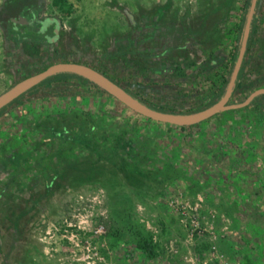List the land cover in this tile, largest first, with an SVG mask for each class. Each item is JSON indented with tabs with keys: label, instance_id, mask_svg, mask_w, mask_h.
I'll return each instance as SVG.
<instances>
[{
	"label": "rangeland",
	"instance_id": "rangeland-1",
	"mask_svg": "<svg viewBox=\"0 0 264 264\" xmlns=\"http://www.w3.org/2000/svg\"><path fill=\"white\" fill-rule=\"evenodd\" d=\"M96 1L84 0L83 9L81 0H45L42 16L61 25L56 47L63 50L72 33L99 55L128 35L120 0ZM243 2L161 0L132 17L184 30L193 46L157 63L181 66L193 88L194 70L214 44L229 67ZM226 6V15L218 12ZM4 51L0 30V94L14 84ZM132 62L141 66L139 57ZM81 90L79 98H44L0 116V264H264V101L181 129L92 86ZM143 240L154 245V258L137 249Z\"/></svg>",
	"mask_w": 264,
	"mask_h": 264
},
{
	"label": "trees",
	"instance_id": "trees-1",
	"mask_svg": "<svg viewBox=\"0 0 264 264\" xmlns=\"http://www.w3.org/2000/svg\"><path fill=\"white\" fill-rule=\"evenodd\" d=\"M262 1L257 0L256 14L251 22L246 50L230 98L231 103L241 102L253 90L264 87V28L260 27ZM249 4L250 0H244L238 39L229 67L226 58L221 54H209L194 70L195 78H198L200 84L193 88L186 86L190 76L180 72L181 66L157 63L158 59L172 50L193 46L192 42L184 41V30L173 31L172 27L158 24L141 25L126 11L124 13L132 27L130 32L125 37L112 40L110 46L99 55L90 53L88 48H81L72 33L63 42L65 51L49 44L45 34L41 36L48 29L51 30L50 25L53 23L42 16L45 0H2L0 30L6 40L5 60L14 83L68 58L75 63L92 67L150 109L163 113L187 114L211 106L224 94L237 58ZM43 26L46 27L44 31ZM168 31L172 33L168 35ZM39 35L46 38V42L36 40ZM190 37V40L194 39V36ZM151 41L154 46H145ZM132 57H139L141 66L137 67L132 62ZM192 65L194 64L187 67ZM222 68H226V76H221L212 87L205 86L216 75L217 70ZM82 86H92L107 94L83 77L59 73L46 78L14 99L2 108L0 116L16 105L38 102L44 98H79L83 93ZM263 101L264 95H260L248 107ZM136 247L149 258L156 256L155 247L150 241L138 242Z\"/></svg>",
	"mask_w": 264,
	"mask_h": 264
},
{
	"label": "water",
	"instance_id": "water-1",
	"mask_svg": "<svg viewBox=\"0 0 264 264\" xmlns=\"http://www.w3.org/2000/svg\"><path fill=\"white\" fill-rule=\"evenodd\" d=\"M257 0H250L248 12L246 15L243 32L241 36V42L237 54L236 61L234 63L227 87L224 94L216 103L211 106L187 114L178 113H163L150 109L139 100L128 94L123 88L116 85L109 78L102 75L92 67L75 62H58L54 63L44 70L30 75L16 83H14L9 89L0 94V111L6 105L11 103L14 99L33 88L46 78L59 74V73H71L77 76L83 77L96 85L101 90L105 91L109 96L119 101L125 107L133 111L134 113L145 117L151 121L173 125L177 127H191L197 125L203 121H206L216 115L222 114L227 111L241 110L248 107L251 102L258 96L264 95V87L253 90L243 101L238 103H231L230 98L237 79L238 72L240 70L244 53L246 50L247 40L250 32L251 22L256 14ZM38 21L40 18H37ZM46 20L54 21L55 17H46ZM23 22V20H20ZM56 21V20H55ZM57 24H59L57 22ZM58 28L55 30L57 32Z\"/></svg>",
	"mask_w": 264,
	"mask_h": 264
},
{
	"label": "crops",
	"instance_id": "crops-1",
	"mask_svg": "<svg viewBox=\"0 0 264 264\" xmlns=\"http://www.w3.org/2000/svg\"><path fill=\"white\" fill-rule=\"evenodd\" d=\"M126 1H129V5H127L126 4ZM158 1H161V0H120L119 1V4H118V6L119 7H122V6H124V8H123V10H125L126 12H128L129 14H131V15H135L136 13V11L137 12H139V9H140V7H142V8H144V9H147V10H151V8L153 7V5L154 4H156V3H158ZM81 3H82V8L83 9H86V8H88L87 6L85 7L84 6V0H81ZM96 3H100V0H97L96 1ZM162 3V2H161ZM98 5V4H97ZM97 8H99L98 6H97ZM225 11L224 12V15H226V11L228 10V8H227V6L226 7H222V8H220V7H218V12H220V11ZM97 11H100V10H97ZM222 11V12H223ZM92 12H93V10H85L83 13L84 14H92ZM104 12V11H103ZM121 13V12H120ZM261 13H262V19H261V22H260V27L261 28H264V0L262 1V3H261ZM129 22V21H128ZM226 23L224 24V26H218V24H216L215 25V29H214V31H215V33H217V32H220V31H226ZM125 29V28H124ZM223 41H226L225 39H223ZM223 41H222V39L221 40H219V43H223ZM225 43V42H224ZM220 44H218V43H216V44H214L213 45V48H214V50H213V52L212 53H216V54H221V50H223L222 48H220ZM81 47V46H80ZM219 47V48H218ZM222 47H223V44H222ZM226 47V46H225ZM222 55V54H221ZM76 98H78V97H76ZM37 105H39V104H36V106ZM32 109V111H31V113H32V116L34 117V115L36 114V110L35 109H33V108H31ZM48 111H53V109H54V106H51V107H49V108H46ZM34 114V115H33ZM36 115H41V114H39L38 112H37V114ZM39 123H42L41 121H39ZM263 155V154H262ZM248 159H251V157L250 156H248L247 157ZM264 158V156L262 157V159ZM245 174H246V177H247V179H249L250 177H252V175H251V173H250V171H249V169L247 168L246 170H245Z\"/></svg>",
	"mask_w": 264,
	"mask_h": 264
},
{
	"label": "flooded vegetation",
	"instance_id": "flooded-vegetation-1",
	"mask_svg": "<svg viewBox=\"0 0 264 264\" xmlns=\"http://www.w3.org/2000/svg\"><path fill=\"white\" fill-rule=\"evenodd\" d=\"M56 20V21H55ZM55 20L54 21H52L53 23H51V27H52V29H51V32H52V36H48V34L46 33V36H47V38H48V43L49 44H51L52 46H54V47H56V39H58V30H59V28H60V21L57 19V18H55ZM37 21H38V19H37ZM38 22H41L40 20L38 21ZM57 22L59 23V24H57ZM58 28V30H57V32L55 33V30ZM2 35H3V33H2ZM3 47H4V58H6V54H7V50H6V40H5V38H4V35H3ZM63 47H64V45H63ZM56 48H58V47H56ZM59 49V48H58ZM60 51H65V49H63V50H61V49H59ZM209 56V55H208ZM223 57V56H222ZM224 58V57H223ZM62 62H73L72 60H70V59H68V58H66L64 61H62Z\"/></svg>",
	"mask_w": 264,
	"mask_h": 264
}]
</instances>
